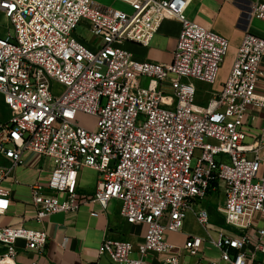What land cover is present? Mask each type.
<instances>
[{"label": "built area", "instance_id": "built-area-1", "mask_svg": "<svg viewBox=\"0 0 264 264\" xmlns=\"http://www.w3.org/2000/svg\"><path fill=\"white\" fill-rule=\"evenodd\" d=\"M116 1L130 12L94 0H0L14 30L0 38V99L9 111L0 119V216L11 198L4 184L27 155L41 156L54 168L47 184L31 188L39 225L87 201L99 218L118 201L128 224L146 226L138 245L104 239L99 255L110 264H150L153 255L181 264L168 234L182 233L190 213L206 228L209 214L194 206L213 193H223L224 225L207 241L220 260L204 258L199 236L182 251L197 264H264V125L252 142L244 131L264 112V39L243 38L222 92L200 107L195 82H217L230 43L187 18L192 0ZM252 15L264 22V5ZM165 21L182 26L170 64L125 48L149 47ZM79 26L90 46L76 37ZM85 168L99 174L90 197L79 194ZM48 241L42 229L0 228V264H19V243L42 254Z\"/></svg>", "mask_w": 264, "mask_h": 264}, {"label": "crops", "instance_id": "crops-1", "mask_svg": "<svg viewBox=\"0 0 264 264\" xmlns=\"http://www.w3.org/2000/svg\"><path fill=\"white\" fill-rule=\"evenodd\" d=\"M99 2L107 6L118 3L116 0H100ZM256 4L264 5V0H192L188 7L186 16L190 21L225 38L230 43L229 54L221 68L217 82L214 85L195 82L198 106L207 107L222 92L243 38L250 34L264 39V22L252 15V9ZM181 29L179 22L165 21L149 47L126 44L125 48L141 60L170 64L173 61ZM262 67L264 69V60ZM261 87L264 90V81ZM167 89L170 90V88ZM253 114L257 115L256 122L251 123L249 120V125L245 128L249 132L251 142L261 135L264 125V112L256 111ZM260 156L262 159L260 176L264 178V148L260 151ZM25 159L26 165L16 168L13 176L7 180L11 198L7 213L0 216V228L24 226L34 230L42 229L47 232L49 241L46 251L42 254L29 252L25 249L24 243H19V264H110L107 258L99 255L105 238L125 240L135 245L143 241L146 226L128 224L121 215V203L118 201H113L108 211L99 218H94L91 214L93 211L101 212V208L87 201L78 212L55 214L43 225H39L35 221L37 212L31 199V188L36 182H41L42 176L49 172L51 166L48 164V159L41 156L27 155ZM7 164L10 163L7 162ZM21 170L22 175L19 174ZM98 180V173L91 169H83L80 172L79 194L86 197L92 196ZM23 194L29 196L27 203L22 201ZM18 196L21 202L16 200ZM59 198L62 200L64 196L60 195ZM223 202H220L218 208L205 206L204 200L197 202L194 212L208 213L210 224L219 230L224 225V218L219 213ZM192 214L196 218L195 213ZM258 225L263 227L264 222L261 220ZM199 227L188 226L187 230L182 233L168 234L169 244L176 247L175 252L182 255L181 264H190L187 260L193 258H189V255L182 251L189 236H199L205 240L202 255L207 261L220 260L219 252L211 242L207 241L208 233L212 237L208 226ZM178 237L183 238L181 245L176 242ZM216 239L213 238V240ZM164 259V256L153 255L148 261L150 264H165ZM197 259L199 261V258Z\"/></svg>", "mask_w": 264, "mask_h": 264}, {"label": "rangeland", "instance_id": "rangeland-1", "mask_svg": "<svg viewBox=\"0 0 264 264\" xmlns=\"http://www.w3.org/2000/svg\"><path fill=\"white\" fill-rule=\"evenodd\" d=\"M97 4L99 5H103L105 7H109V8H114V9H118V10H122V11H126V12H130V9L124 5L123 3H117V5H110V6H107V5H104L102 3H100L99 1L100 0H94ZM105 2V1H104ZM13 27L12 25L10 24V21L5 17L4 14H2L0 12V38H5L7 37L8 33L10 32H13ZM76 37L78 39H80L82 42H84L85 44H87L88 46H90V43L92 42V40L94 39L91 35V33L86 29L84 28V26H79L76 30ZM167 91H170L169 89H167ZM225 111V109L223 110ZM9 115V111L8 109L4 106L2 100L0 99V119H5L7 118ZM86 126L89 127V128H94L95 127V124H96V120L93 119V120H89V121H86ZM248 135H249V132L247 130H244ZM48 164L51 166V169H49V172L48 173H44V175L42 176L41 178V183L43 184H47L50 180H51V176H52V171H53V168H54V164H52L50 161H48ZM195 165V164H194ZM48 169V168H47ZM22 170L19 171V174L22 175ZM8 182H6L4 184L5 187H9L8 186ZM24 196H21L23 197V202L25 201V203L28 202L29 200V196H27L26 194H23ZM223 193H213V194H210L205 200H204V205L205 206H212L214 208H218V206L220 205V202L222 201L223 202ZM17 201H20V197L18 196V198L16 199ZM21 202V201H20ZM22 202V203H23ZM194 215L192 213L189 214L185 224H184V230H187V227L188 226H200L198 225V222L196 221V218L193 217ZM195 218V219H194ZM200 228V227H199ZM208 228L210 230V233L212 235L213 238H217V233L216 231H219V230H216L211 224L208 225ZM176 242L179 243L181 245V243L183 242V238L182 237H178L176 239ZM134 258L137 257V255H134L133 256ZM189 258H191L190 256H188ZM187 262H190V264H197L198 263V259L193 257L191 260H187Z\"/></svg>", "mask_w": 264, "mask_h": 264}, {"label": "trees", "instance_id": "trees-1", "mask_svg": "<svg viewBox=\"0 0 264 264\" xmlns=\"http://www.w3.org/2000/svg\"><path fill=\"white\" fill-rule=\"evenodd\" d=\"M210 193H211V191H210Z\"/></svg>", "mask_w": 264, "mask_h": 264}]
</instances>
